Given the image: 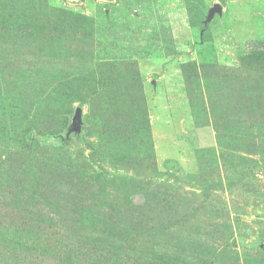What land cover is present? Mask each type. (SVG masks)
Here are the masks:
<instances>
[{"label": "rangeland", "instance_id": "rangeland-1", "mask_svg": "<svg viewBox=\"0 0 264 264\" xmlns=\"http://www.w3.org/2000/svg\"><path fill=\"white\" fill-rule=\"evenodd\" d=\"M0 264H264V0H0Z\"/></svg>", "mask_w": 264, "mask_h": 264}, {"label": "water", "instance_id": "water-1", "mask_svg": "<svg viewBox=\"0 0 264 264\" xmlns=\"http://www.w3.org/2000/svg\"><path fill=\"white\" fill-rule=\"evenodd\" d=\"M219 10H220V7L218 5H215L213 8H211L210 11H209L208 19L211 18L212 14L215 11H219Z\"/></svg>", "mask_w": 264, "mask_h": 264}, {"label": "trees", "instance_id": "trees-1", "mask_svg": "<svg viewBox=\"0 0 264 264\" xmlns=\"http://www.w3.org/2000/svg\"><path fill=\"white\" fill-rule=\"evenodd\" d=\"M23 28H24V26H23V25H21V29H23ZM31 33H32V32H31ZM31 33H30V34H31Z\"/></svg>", "mask_w": 264, "mask_h": 264}]
</instances>
